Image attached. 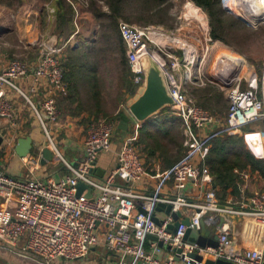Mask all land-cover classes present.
<instances>
[{"label": "built area", "instance_id": "1", "mask_svg": "<svg viewBox=\"0 0 264 264\" xmlns=\"http://www.w3.org/2000/svg\"><path fill=\"white\" fill-rule=\"evenodd\" d=\"M70 3L75 10V23L78 11ZM187 4L195 7L193 2ZM221 5L248 27L264 23V0H221ZM245 9L255 13L245 17L242 13ZM199 13L202 14L201 8L196 6L195 14L187 20L177 17L176 31L182 29L181 22L190 25L192 20L199 21ZM198 26L204 34L202 38L195 37L193 43L152 26L118 23L136 89L144 82L143 60L150 56L161 69L173 99L171 112L182 121L181 156L166 169L155 167L151 177L136 145L135 127L122 140L114 169L106 177L96 178L98 154L110 151L116 125L108 117L90 119L83 156L76 167L62 157L54 136L60 118L56 97L68 94L62 63L70 38L52 47L41 43L39 58L32 69L18 59L10 60L1 69L0 118L12 117L7 90L13 91L32 110L44 137V147L51 151L52 162L61 163L65 173L56 178L22 179L0 170V256L30 264H56L58 260L84 259L91 248L104 247L113 254L112 264H175V258L184 264H200L189 254L232 264H264V247L232 248L229 226L224 222L217 229V248H202L183 240L186 229L199 230L202 218L208 214L213 215L205 220L209 225L218 222L219 214L264 217V190L255 191L246 199L242 197L239 203L220 205L206 165L214 140L241 135L245 127L255 123L261 126L260 148L264 158V57L255 66L241 55L218 50L208 29ZM162 41L168 43L162 45ZM149 44L153 46L151 52ZM28 77L31 87L25 91L17 82ZM40 83L46 87V96L36 105L31 94L36 93ZM206 86L216 87L223 94L228 104L224 116L197 105L190 88ZM2 142L8 146V139ZM44 147H37L39 154ZM241 176L245 178L244 173ZM146 180L152 185L140 187L142 181L149 183ZM79 182L91 189L90 197L87 189L77 196ZM188 183L203 190L196 202L183 191ZM157 204L169 205V214L161 210L162 215L158 216ZM185 208L195 210L187 217L189 226L180 224L175 233H168L166 229L173 223L171 213H180L181 220ZM149 235L156 237V241L148 240ZM158 242L170 250L166 258L161 255ZM174 249H181V253L176 254Z\"/></svg>", "mask_w": 264, "mask_h": 264}, {"label": "crops", "instance_id": "2", "mask_svg": "<svg viewBox=\"0 0 264 264\" xmlns=\"http://www.w3.org/2000/svg\"><path fill=\"white\" fill-rule=\"evenodd\" d=\"M26 1H27L26 2L27 5L21 7L22 10H24V15L22 17L19 15L17 16V18H21L22 20L21 27L19 28L20 30L19 34L21 35V39L24 41L25 45L31 48L32 46L38 44V49L36 48L37 55H34L35 56L34 58L31 59L26 58L27 60H23V59L20 60L26 62L29 65V67L32 69L39 58V45L42 42H46L47 44L48 41L54 38L55 36L57 37L58 40L56 43L59 44L60 39H58L59 38L58 35L54 34V30H55L54 16H53L54 9L51 6V2L49 4L51 6L50 7V6H46L44 3H41L42 0H26ZM76 5L78 7L77 9L78 17L79 16L86 17L85 14L89 15L88 12L79 9V5H81V2H78ZM46 7L48 8L50 7L53 13L51 16H48L50 19L49 18L46 19L48 22H50L48 30H45L44 28H41L40 30L39 27H41V25L43 26V23H45L42 21L41 13L43 8L46 9ZM79 32H80L79 30H77V32L75 31L76 37L79 34ZM78 45L79 43L76 42L74 44V47H72L71 49L77 47ZM90 55L91 57L87 59V65L92 67L91 70L95 72L96 75L95 79H98L96 85L93 87L89 83V81L84 82L78 86L79 96L72 97L66 100L64 99L65 97H61V96L56 97L57 107L60 112V118H59V127L55 130V135H54L55 142L60 152H62L63 154L64 152L68 153L67 161L70 162V164L74 163V167H76L77 164L82 159L83 141L87 132V127H88V123L90 122V119L94 117L95 118L105 117V81L102 80L100 81L99 76L97 75L98 73L97 68L101 65L102 60L97 61L93 54ZM8 62H6L3 58H1L0 55V71ZM18 84L22 89L28 91V89L31 87V78L28 77L23 81H19ZM120 87L123 88V90L125 89L124 86H120ZM45 88L46 87L44 83H40V85L37 86L36 88V93L31 94V100L34 104L38 105L44 99V97L46 96ZM191 88H190V92H191ZM123 92L125 93L124 95H122L123 100L118 105L117 110L114 113L117 114L119 112H122L126 116L128 121L127 131L135 127L139 129L141 128L142 125H144L147 122H151L152 125L153 124L152 121L155 120L156 117H152L151 119H149L144 123H138L134 121V119L129 115L127 110L123 107L124 102L130 98V96L125 92V90ZM7 96L12 101V117L11 119L0 118V136L3 137L4 140L8 139V146H6L5 143L3 142L0 145V170L4 171L6 174L10 176L16 178H22V179L23 178L45 179L48 177L56 178L62 176L65 170L63 169L62 165L61 167L57 165L59 164V162L56 161L54 163L53 162L47 163L45 166H41L40 164L41 157H39L40 154H39V149L37 150V147L39 146L44 147V137L42 136L40 126L32 110L21 98L17 97L13 91L7 90ZM92 96H95V98L98 99V102L97 100H93ZM113 120L116 121V125L113 131L111 149L109 152L99 153L97 157L95 176L98 179H102L106 177L116 166L117 153L119 151L121 142L127 133V131H125L124 134L118 137L116 132L120 131L117 129V124L119 119H116L114 116ZM180 128L181 129L179 132H181L180 134H182L183 126H181ZM152 129L153 128H151V130ZM25 137H30L32 140V146H33L32 153L37 158H39V159L36 158L37 159L36 161L32 160L31 155L30 156L28 155L24 158H20L15 153L14 148L18 139ZM259 137H261V134H259ZM62 146L64 148H61ZM152 147L153 146L150 143L149 148ZM143 150L147 151L146 152L147 155L150 153L148 148L143 147ZM138 151L144 159L145 165L148 168L147 172L150 177L152 176L153 169L155 167L166 169L172 163H174V161H176L182 154L181 152L179 156L173 155L172 158L165 159L163 158V156H158L159 153L157 151L155 152L154 156H148L145 159L144 158L145 155L139 150V148ZM260 152L261 155L260 153L257 152V149H255L254 154L258 158H263L262 150ZM55 166H59V167L57 168V170H52L51 168ZM30 167H35L32 172L29 171ZM243 173L245 175V178L244 176H240L241 181L237 184L238 195L235 197L234 195H230L229 193L226 198L227 199L226 202L231 201L234 203H239L242 197L246 199L250 197L255 191L264 190V183H262L261 187L258 186L257 188L250 177L251 174L247 171ZM255 174L257 173L252 174V176H255ZM262 178L264 179V177ZM146 181L149 183L144 182L145 184H143L142 181L140 183V187H143L146 184L149 186L152 185V182L150 180H146ZM183 191H185L186 195H188L189 199L192 202L198 201L199 196L203 192L201 188L194 187L190 183H188L187 186L184 187ZM194 212L195 210L192 208H185L182 211L181 219L192 216ZM157 214L158 216H160L161 214L160 211H158ZM208 216H213V215L208 214L207 216L202 218V223L205 227L204 228L203 226H201L203 233L206 232V228L214 233H217V229L219 228V226H221L220 224L224 222L229 226V239L231 240L232 248L243 250V249H260L261 247H264V217L219 214L216 215V219L218 220V222L215 225H209V224L206 225L205 220L207 219ZM160 248H162L161 255L164 258H166L170 254V250H168L166 246ZM113 258H114L113 254L110 251H108L106 248L93 247L89 251L88 256L84 259L70 261V262H64L62 260H58L56 264H112L114 260ZM1 262H3V264H30L28 262H23L18 259H12L4 256H0V263ZM175 264H184V263H182L178 258H175Z\"/></svg>", "mask_w": 264, "mask_h": 264}, {"label": "trees", "instance_id": "3", "mask_svg": "<svg viewBox=\"0 0 264 264\" xmlns=\"http://www.w3.org/2000/svg\"><path fill=\"white\" fill-rule=\"evenodd\" d=\"M14 1L0 0V4L10 7ZM42 1L51 2V6L54 9L55 34L59 38L63 36L65 41L71 36H75L73 20L75 10L70 2L76 5L78 3L77 0H69L70 2L68 0ZM190 1L201 8L206 14L209 35L213 41L221 42L232 48L234 43L245 41L249 38L248 30L251 28L228 14L223 9L221 0ZM101 2L99 6L96 1L90 0L89 5L94 9L93 15L94 19L99 23L98 26L105 31L102 37L106 42L109 41L108 43L114 44L118 51L121 65L123 66L121 69V81L123 84L121 83L120 86H124L125 92L132 97L135 94L136 86L133 84L132 73L127 65L125 46L119 34L118 21L121 19L129 24H141L142 26L150 24L165 25L168 15V8L166 6H169V0H101ZM105 6L108 13L103 11V7ZM41 18L43 22L47 19L45 8L42 10ZM108 31L111 33L108 34ZM111 34H116V36L113 35L112 37ZM115 38L119 42H116ZM85 48V44H79L73 49L68 48L65 50L66 58L62 63L63 78L68 89V94L64 98L65 100L79 96L78 86L81 83L89 81L94 87L98 81V79H95V72L91 70L92 67L87 65L86 60L90 54L85 51ZM191 93L195 97L197 105L203 109L218 115L226 113L227 101L221 93L215 92L212 87L208 86L204 89L194 88ZM92 97L93 100H97L98 102L95 96ZM107 115V112H105V117ZM154 117L156 118L152 121V125L151 122H147L137 129V147L143 146L144 148H148L150 152L148 156H154L157 151L159 153L158 156H163L165 159L172 158L171 156L173 155L179 156L183 151V137L180 134L181 132L176 130L182 126L181 119L172 115L169 108L163 109ZM115 118L128 123L126 116L122 112L117 113ZM259 132L245 127L241 135L225 136L211 143L206 157V165L210 170L220 205H226V198L229 193L235 197L238 195L237 184L241 181V173L247 171L250 174L257 173L264 177V159L258 158L254 154L255 149L262 145L261 137H259L261 132ZM148 141L152 143V148H149L150 143ZM0 264H3V262Z\"/></svg>", "mask_w": 264, "mask_h": 264}, {"label": "rangeland", "instance_id": "4", "mask_svg": "<svg viewBox=\"0 0 264 264\" xmlns=\"http://www.w3.org/2000/svg\"><path fill=\"white\" fill-rule=\"evenodd\" d=\"M22 1V2H20ZM88 1V5H86V2ZM90 0H78V2H81V5H79V9H82V11L88 12L89 15L85 14V16H79L76 18L74 27L75 31L79 30V34L76 36H72V41L69 44L68 48L74 47V44L77 42L79 44H85L86 48L85 51L89 54H93L95 59L98 61H101V65L97 68L99 76V80L105 81V112H107L108 118H113L116 115L114 112L117 110L118 105L123 100V96L125 93L123 92V88L120 87L121 85V69L123 66L121 65V58L119 57L118 51L115 48V45L108 43L109 41H105V39L102 37V35L105 34L104 29H101V27H97L99 25L98 21L94 19L93 15V8L91 5H89ZM96 1L100 6L102 3L101 0H93ZM26 0H15L13 2L12 6H5L0 4V55L1 58H3L6 62L12 60V59H23L27 60L26 58H34V55H37L36 48L38 49V44L32 46L29 48L27 45H25L24 41L21 39V35L19 34V28L21 27L22 20L21 18H17V16H23L24 10H22V6L27 5ZM188 2H191L190 0H169L168 5L166 6L168 8V15L165 20V25H146V26H152L155 28H158L166 33H173L175 35H179L182 39H189L193 43H195V37H203L204 31L199 29V24L202 25V27H206L209 31V25H208V19L206 14L202 11V14L199 13V21H191L190 25H187L188 22H181L182 29L180 31H176L178 29L177 25V17L181 18L183 20H187L190 15L195 14V7L192 5L187 4ZM44 3L46 6H50V2H41ZM86 3V4H85ZM51 7V6H50ZM46 7V13L47 18L48 16L52 15V9ZM75 7L78 9L77 5ZM101 8V7H100ZM51 9V10H50ZM50 11V12H49ZM103 11L105 13H108V10L105 7H103ZM228 13V11H227ZM230 14V13H228ZM233 17L237 18L235 15L230 14ZM203 17V18H202ZM50 19V18H49ZM43 23V26L41 25V28H44L45 30H48L49 23L46 22ZM123 21V20H119ZM118 21V22H119ZM241 21V20H240ZM125 22V21H123ZM243 22V21H241ZM106 23V21H105ZM109 23V22H108ZM128 23V22H126ZM244 23V22H243ZM129 24V23H128ZM245 24V23H244ZM55 25V23H54ZM136 26H142L141 24H131ZM246 25V24H245ZM145 26V25H143ZM247 26V25H246ZM248 27V26H247ZM251 29L248 30L249 38L245 41H239L234 43L233 47H229L221 42H216L215 47L218 48V50H223L225 52L231 51L232 53L238 54L243 56L246 60H248L253 65H258L261 61V59L264 57V23L258 25L255 28L249 27ZM41 33V32H40ZM110 34L111 32H107ZM116 33V32H115ZM55 34V32H54ZM56 35V34H55ZM116 36V34H113ZM111 34V36L113 37ZM56 37V36H55ZM192 37V39H191ZM59 40V44H62L65 41V38L62 36ZM71 39V37H70ZM116 42H119L117 38ZM56 42L57 37H56ZM43 43V42H42ZM168 41H162L160 44L165 45ZM57 44V43H56ZM114 46V49H113ZM67 48V49H68ZM66 49V50H67ZM100 49V50H99ZM153 49V46L149 44V51L151 52ZM66 53V51H65ZM214 56V55H213ZM211 58L210 63L213 60V57ZM91 55L89 56V58ZM87 61V60H86ZM18 83V82H17ZM202 87L198 89H204L207 88ZM211 87V86H210ZM136 88V87H135ZM215 92L221 93L216 87H212ZM120 90V91H118ZM123 90V91H122ZM194 88H191V92H193ZM222 94V93H221ZM223 96V94H222ZM224 97V96H223ZM225 99V98H224ZM128 100V99H127ZM126 100V101H127ZM125 101V102H126ZM125 102L123 107L125 108ZM228 107V104H227ZM126 109V108H125ZM172 109L170 108V113L172 114ZM173 115V114H172ZM220 117H222V114H219ZM135 121V120H134ZM249 129H252L254 131H261V126L259 123H255L252 125L247 126ZM181 128L177 129L176 131H180ZM154 131V130H153ZM174 131V132H176ZM117 136L120 137L122 134H124L123 131H117ZM43 136V134H42ZM165 143V142H164ZM152 144V143H151ZM164 145V144H163ZM61 148H64L63 146ZM139 150L145 155L144 158L146 159L148 155L146 154L147 151L143 150V146L138 147ZM261 148H257V152L261 155ZM63 153L61 152V155ZM62 157L66 160H68V153L64 152ZM173 157V156H171ZM175 162V161H174ZM61 167V163L57 164ZM59 166H55L51 168L52 170H57ZM71 166L74 167V163H71ZM251 179L254 183V185L258 188V186H262V183H264V179L258 175L255 174V176H252ZM162 213L160 214V216Z\"/></svg>", "mask_w": 264, "mask_h": 264}, {"label": "water", "instance_id": "5", "mask_svg": "<svg viewBox=\"0 0 264 264\" xmlns=\"http://www.w3.org/2000/svg\"><path fill=\"white\" fill-rule=\"evenodd\" d=\"M55 39L56 37L50 39L47 44L51 47L54 46L56 44ZM143 68L145 71L143 84L138 87L135 91V94L125 102V108L127 112L138 123H144L152 117L158 115L163 109L173 106V99L168 93L163 73L157 63L150 56H146L143 60ZM117 129L123 132L127 131V123H125L123 120H119ZM2 141L3 138L0 136V145ZM14 150L16 155L20 158H24L28 155H31L33 158L35 156L32 153L33 146L30 137L18 139ZM40 156L41 166H45L47 163H51L53 161V155L51 151L45 147L41 150ZM84 189H87V197H90L91 189H89L83 182H79L76 186L77 196H79ZM155 210H165V213L169 214L170 206L157 204ZM171 217L173 219V223L167 227L166 230L168 233H175V230L180 224L189 226V219L184 218L180 220V213H171ZM153 220L157 225L159 224V221L156 217H154ZM205 224L208 225L206 221ZM201 226L204 227L203 223L200 225V227ZM147 239L156 241V237L150 235L147 236ZM183 240L188 244H196L202 248H217L218 246L217 233H214L207 228L206 232L203 233L202 227L199 230L187 228ZM158 245L159 247H163L161 242H158ZM174 252L176 254H180L181 249H174ZM188 257L194 259L200 264H232L223 260L203 258L195 254H189Z\"/></svg>", "mask_w": 264, "mask_h": 264}, {"label": "bare ground", "instance_id": "6", "mask_svg": "<svg viewBox=\"0 0 264 264\" xmlns=\"http://www.w3.org/2000/svg\"><path fill=\"white\" fill-rule=\"evenodd\" d=\"M259 7H260V5H259ZM242 13H243V16H245V17H251L252 14H254L255 12L253 10L248 11L247 9H245Z\"/></svg>", "mask_w": 264, "mask_h": 264}]
</instances>
